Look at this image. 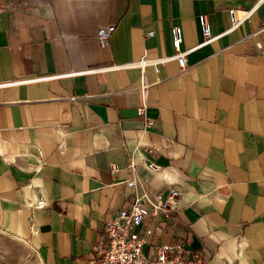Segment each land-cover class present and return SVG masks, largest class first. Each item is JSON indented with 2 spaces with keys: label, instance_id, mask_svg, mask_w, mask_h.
Masks as SVG:
<instances>
[{
  "label": "crops",
  "instance_id": "crops-1",
  "mask_svg": "<svg viewBox=\"0 0 264 264\" xmlns=\"http://www.w3.org/2000/svg\"><path fill=\"white\" fill-rule=\"evenodd\" d=\"M257 1L0 0V85L59 76L0 87V226L44 264H95L104 225L135 195L177 190L176 209L138 229L153 231L146 253L181 244L208 264H264ZM231 8L251 17L232 29ZM201 15L217 37L205 45ZM175 27L191 50L183 71ZM143 57L171 59L129 66Z\"/></svg>",
  "mask_w": 264,
  "mask_h": 264
},
{
  "label": "built area",
  "instance_id": "built-area-1",
  "mask_svg": "<svg viewBox=\"0 0 264 264\" xmlns=\"http://www.w3.org/2000/svg\"><path fill=\"white\" fill-rule=\"evenodd\" d=\"M257 7H264V0H258ZM230 19L232 23V29H235L242 25L246 20L251 17L252 10L246 11L242 14L238 12V9L231 8L229 10ZM202 33L204 35V42L202 45L214 41L217 37L211 36V27L209 21L205 15L199 17ZM115 25L108 27H102L98 30L96 39L101 47H106L109 44V40L113 32L115 31ZM153 32H149L147 36H152ZM173 47L175 54L173 59L177 60L180 70L187 68V55L191 50L183 51L181 49L184 33L181 27H175L172 30ZM193 50V49H192ZM260 51L264 52V47L260 46ZM171 58H162L156 61H152L143 57L139 61L131 63L129 66L138 67L144 69L150 64L156 62H166ZM117 67H108L85 71L83 73L91 72H103ZM79 74V73H72ZM70 75V74H69ZM66 76V75H63ZM59 76H51L39 79H29L23 81H14L11 83L1 84L0 87H6L14 84H20L25 82H34L49 78H58ZM143 95V105L139 109V114H143L147 107V84L143 83L141 87ZM147 124L151 125L152 121H148ZM156 169L157 167H152ZM117 167L112 166L111 171L116 172ZM127 185L132 188L138 186L136 178L127 182ZM180 193L177 190H171L165 198L157 195L155 198H144L145 196L135 195L130 206L123 208L119 211L118 215L107 222L103 227L102 238L94 245V251L96 254L95 264H208L207 261L199 254H193L187 250L181 244H167L159 245L152 248L150 253H146L145 247L148 244V237L152 235L153 231L147 226L144 232L141 234L139 228L145 223V221L151 217L156 219L161 215H169L176 209Z\"/></svg>",
  "mask_w": 264,
  "mask_h": 264
},
{
  "label": "rangeland",
  "instance_id": "rangeland-1",
  "mask_svg": "<svg viewBox=\"0 0 264 264\" xmlns=\"http://www.w3.org/2000/svg\"><path fill=\"white\" fill-rule=\"evenodd\" d=\"M18 237L0 226V264H44L37 249Z\"/></svg>",
  "mask_w": 264,
  "mask_h": 264
}]
</instances>
